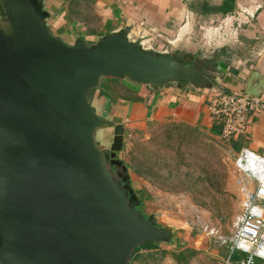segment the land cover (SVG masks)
<instances>
[{
	"label": "water",
	"instance_id": "water-1",
	"mask_svg": "<svg viewBox=\"0 0 264 264\" xmlns=\"http://www.w3.org/2000/svg\"><path fill=\"white\" fill-rule=\"evenodd\" d=\"M52 14L45 0H0V264H129L174 229L140 210L117 158L122 119L102 115L95 94L103 79L220 92L216 50L230 42L156 50L130 25L67 42ZM262 89L252 74L245 94Z\"/></svg>",
	"mask_w": 264,
	"mask_h": 264
},
{
	"label": "crops",
	"instance_id": "crops-1",
	"mask_svg": "<svg viewBox=\"0 0 264 264\" xmlns=\"http://www.w3.org/2000/svg\"><path fill=\"white\" fill-rule=\"evenodd\" d=\"M193 1L45 0L53 10L49 20L51 31L67 42L81 38L86 43H92L111 30L130 25L136 35L144 37L147 44L156 50H166L177 44L181 47H202L203 28L214 26L246 7L254 13V18L243 27L237 39L216 50L220 92L245 93L252 74L256 73L263 81L260 97L264 99V0H233L232 11L225 16L220 13L197 15L190 8ZM206 1L218 6L225 0ZM186 17L188 23L181 29ZM123 85L131 96L137 97L136 101L125 98V95L118 99L121 114L115 113L114 117L122 119L125 127L142 131L146 125L155 122L182 123L208 135L220 136L219 133L213 134L215 121L219 118L208 112V95L191 89L179 92L171 86L152 92L132 82ZM225 141L229 146V141L236 145V150L230 146L235 152L234 158L243 148L264 158V112L249 110L244 134ZM226 255L225 247L224 256L218 261ZM261 263L256 261V264Z\"/></svg>",
	"mask_w": 264,
	"mask_h": 264
},
{
	"label": "rangeland",
	"instance_id": "rangeland-1",
	"mask_svg": "<svg viewBox=\"0 0 264 264\" xmlns=\"http://www.w3.org/2000/svg\"><path fill=\"white\" fill-rule=\"evenodd\" d=\"M122 82L130 84L101 81V96L95 94L94 102L102 115L121 114L118 99L127 95ZM167 124L155 122L142 131L124 126L126 136L117 158L127 168L139 208L158 226L174 229L170 243L141 250L142 257L131 264H177L171 254L187 248L195 252L187 264H217L225 252L220 239L232 237L241 210L235 152L219 136L204 132L184 143L169 142L164 136Z\"/></svg>",
	"mask_w": 264,
	"mask_h": 264
},
{
	"label": "built area",
	"instance_id": "built-area-1",
	"mask_svg": "<svg viewBox=\"0 0 264 264\" xmlns=\"http://www.w3.org/2000/svg\"><path fill=\"white\" fill-rule=\"evenodd\" d=\"M253 18L254 13L245 7L227 16L216 26L203 28V47L209 48L216 42L237 39L243 27ZM187 23L186 17L181 29ZM207 109L211 116L222 120L219 137L228 140L244 134L249 110L264 112V99L243 92H216L208 95ZM234 167L239 178L241 210L232 237L220 239V244L227 248V255L217 264H256V261L264 264V158L243 148L235 157ZM237 254L242 258L234 261Z\"/></svg>",
	"mask_w": 264,
	"mask_h": 264
},
{
	"label": "trees",
	"instance_id": "trees-1",
	"mask_svg": "<svg viewBox=\"0 0 264 264\" xmlns=\"http://www.w3.org/2000/svg\"><path fill=\"white\" fill-rule=\"evenodd\" d=\"M190 8L197 15H200V16H207L211 14L213 15L217 13H220L222 16H225L227 13L232 11L233 0H225L222 4L218 6L211 5L206 0H195L190 4ZM106 80H111L116 83H120V81L115 80V79H106ZM124 91L127 94L125 95V98L135 100V101L137 100V97L131 96V92H129L127 89L124 88ZM164 127L166 128L164 132V136H165V139L169 142H173L175 139H180L181 142L184 143L187 140V138L191 137L192 135L203 134L198 129H195L193 127H190L182 123H170V124L165 125ZM222 127H223L222 121L220 119H217L215 121V129L213 130V134L217 135L219 133L220 135L222 131ZM229 144L232 149L236 150L235 144L231 143V141H229ZM182 160H183V156L180 157L178 154L177 161L179 163H182ZM138 169L133 168L134 172L137 174L140 173ZM159 248H160V244H147V245L140 246L132 254L129 264H131V262L133 261L139 260L142 257L143 254L140 253L141 250L151 251V250H157ZM166 253H167L166 251H161V254L163 255H165ZM171 256L177 264H187L195 256V252L187 248L179 252H175V253L173 252ZM241 258H242L241 255H235L233 260L238 261V259H241Z\"/></svg>",
	"mask_w": 264,
	"mask_h": 264
},
{
	"label": "flooded vegetation",
	"instance_id": "flooded-vegetation-1",
	"mask_svg": "<svg viewBox=\"0 0 264 264\" xmlns=\"http://www.w3.org/2000/svg\"><path fill=\"white\" fill-rule=\"evenodd\" d=\"M179 49H181V47H179ZM179 54H180V56L184 57V59H186V60L190 59V56L187 55V54H184L183 51L179 52ZM108 137H109V140H110L111 137L110 136H108ZM117 155H118V153H117Z\"/></svg>",
	"mask_w": 264,
	"mask_h": 264
}]
</instances>
